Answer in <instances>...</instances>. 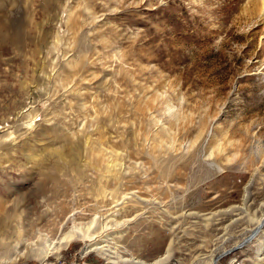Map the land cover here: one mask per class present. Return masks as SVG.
I'll list each match as a JSON object with an SVG mask.
<instances>
[{
	"label": "rangeland",
	"instance_id": "1",
	"mask_svg": "<svg viewBox=\"0 0 264 264\" xmlns=\"http://www.w3.org/2000/svg\"><path fill=\"white\" fill-rule=\"evenodd\" d=\"M262 218L264 0H0V264H264Z\"/></svg>",
	"mask_w": 264,
	"mask_h": 264
},
{
	"label": "bare ground",
	"instance_id": "2",
	"mask_svg": "<svg viewBox=\"0 0 264 264\" xmlns=\"http://www.w3.org/2000/svg\"><path fill=\"white\" fill-rule=\"evenodd\" d=\"M3 25V24H2ZM5 28V27H4ZM5 38V37H4ZM76 149V148H75ZM99 159V158H98ZM102 160V159H101ZM107 164V163H106ZM264 225V219L262 218L261 220H259L258 222V229L261 228L262 226ZM62 226V224L59 225V228L60 229ZM84 233V231H81V228H78V229H74L70 232H68L62 239L60 240H56L55 242H51L49 243V245L47 246V250L48 252L45 253L47 255L44 256V259L47 258L48 254H52V253H60L61 250L63 249V247H65L68 243L72 242L73 240H75L76 238H80L81 235ZM90 251H102V254L104 253L103 252V246L102 247H95L93 249H91V247H89V249H87ZM168 253L167 252L165 254V256L161 257L160 259H158L157 261H155L154 263L152 264H162V262L165 260V259H168ZM107 254V253H106ZM105 254V255H106ZM220 257V256H219ZM108 258V257H107ZM111 259V258H110ZM119 264H129V263H133V264H144L143 262H139V261H133V260H128V259H123L121 257H118V261H117Z\"/></svg>",
	"mask_w": 264,
	"mask_h": 264
},
{
	"label": "water",
	"instance_id": "3",
	"mask_svg": "<svg viewBox=\"0 0 264 264\" xmlns=\"http://www.w3.org/2000/svg\"><path fill=\"white\" fill-rule=\"evenodd\" d=\"M257 233H258V232L255 231V235H256ZM251 239H252V236L250 237V239H247L246 242H249Z\"/></svg>",
	"mask_w": 264,
	"mask_h": 264
}]
</instances>
